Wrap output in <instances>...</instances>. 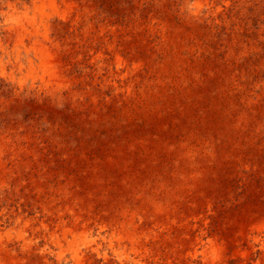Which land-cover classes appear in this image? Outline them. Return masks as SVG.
Masks as SVG:
<instances>
[{
  "label": "rangeland",
  "instance_id": "obj_1",
  "mask_svg": "<svg viewBox=\"0 0 264 264\" xmlns=\"http://www.w3.org/2000/svg\"><path fill=\"white\" fill-rule=\"evenodd\" d=\"M0 264H264V0H0Z\"/></svg>",
  "mask_w": 264,
  "mask_h": 264
},
{
  "label": "bare ground",
  "instance_id": "obj_2",
  "mask_svg": "<svg viewBox=\"0 0 264 264\" xmlns=\"http://www.w3.org/2000/svg\"><path fill=\"white\" fill-rule=\"evenodd\" d=\"M52 53V52H51ZM41 54V53H40ZM47 54V53H46ZM48 55V54H47ZM53 57V56H52ZM52 59V58H51Z\"/></svg>",
  "mask_w": 264,
  "mask_h": 264
}]
</instances>
